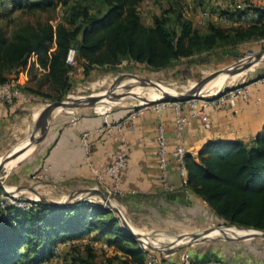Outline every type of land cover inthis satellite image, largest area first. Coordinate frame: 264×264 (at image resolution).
Masks as SVG:
<instances>
[{"label":"trees","instance_id":"obj_1","mask_svg":"<svg viewBox=\"0 0 264 264\" xmlns=\"http://www.w3.org/2000/svg\"><path fill=\"white\" fill-rule=\"evenodd\" d=\"M145 1L15 2L12 9L0 11V21L4 22L0 24V83L18 74L35 55L38 66L46 70L38 86L47 84L48 89L33 92L52 102L72 90L71 67L65 61L70 48L75 49L77 59L83 63L86 76L98 68L116 71L125 60L160 71L173 67L181 58L191 62L198 55L221 54L243 43L264 40V8L248 2L242 8L219 9L211 6L209 0H195L198 7L208 8L227 20L241 19L248 13L255 17L249 23L230 26L208 21L198 29L184 16L182 0L160 4L159 12L151 13L150 24L144 23L140 7ZM155 2L158 4L159 0ZM57 6L62 16L54 24L50 21L56 18L51 16L37 17L33 22L15 23L11 19L16 11L32 15L54 11ZM11 23L14 26L8 35L6 26ZM263 75L258 72L245 81ZM184 164L188 190L224 225L264 231V124L248 142L208 141L201 146L198 161L187 154ZM112 198L132 216L146 220L150 215L144 210L133 211L127 198ZM155 218L158 225L161 218ZM90 234L85 243L73 242ZM67 241L72 264H144L146 251L102 204L79 201L55 206L38 201L31 202L27 209L13 205L0 208V264L49 263L56 245ZM97 241L114 251L103 262L96 259Z\"/></svg>","mask_w":264,"mask_h":264},{"label":"crops","instance_id":"obj_2","mask_svg":"<svg viewBox=\"0 0 264 264\" xmlns=\"http://www.w3.org/2000/svg\"><path fill=\"white\" fill-rule=\"evenodd\" d=\"M187 1L193 8L202 9L195 5V0ZM245 2L254 7L264 8V0L258 2L257 0H216L215 2L209 0L211 6L219 9L242 8ZM254 19V15L248 13L243 19L229 20V25H220H239L249 23ZM208 21L218 23L214 17ZM252 43H258V41L241 45ZM32 63L34 64L31 67ZM45 72L46 70L36 63V56L32 55L26 67L15 75L21 86L25 88L22 89L20 98L9 104L0 101V162L16 146L15 143L20 138L31 135L42 111L51 103L33 92L47 91V84L38 86L37 83ZM93 73L95 72L93 71ZM86 78H94L92 72H89ZM250 90L248 101H237L234 111L231 113L213 106L206 107L205 112L210 122L209 129L203 127L201 117L192 115L188 101L181 102L182 113L189 117L182 132V143L187 153L195 161H198L201 146L208 141L231 139L248 142L261 130L264 124V85H252ZM256 96L260 97L259 101H256ZM132 106L134 105L111 111L107 114V119L110 123L121 121ZM195 106L198 108L199 104ZM104 118L105 115L96 114L88 108L80 109L79 119L74 125L70 123V114L67 112L54 115L45 136L34 150L20 158L11 167L12 186L8 187L26 186V189L31 188L37 192L34 196L38 195L58 202L76 201L84 198L89 202L92 200L101 201L103 198L99 196H88L89 191L99 190L105 194L106 189L111 188L113 183L110 179L105 178L96 188V171L100 170L103 165L112 162L118 152L125 150L129 154V159L117 180V192L114 193V196L127 198L126 202L129 201L133 211L142 212L144 210L150 213L151 218L155 216L161 218L163 221L159 220L160 224L184 230H198L205 225L206 219L209 222L218 219L203 201L194 196L188 188L181 186L175 160L171 157H169L166 180L173 188L166 190L161 182L156 143L157 131L162 125L167 149L169 152L172 151L178 142L175 134L173 105L166 106L159 114L148 109L126 124L120 131L111 130L104 135H92L89 137L91 150L87 158L85 146L80 139L81 134L101 126ZM29 146L26 148L28 149ZM44 167L47 168L45 173L48 179L41 181L42 178L39 177ZM177 191L186 193L187 203L166 196L168 193ZM141 198L151 200L146 202ZM130 199L132 200L130 201ZM90 236L91 234L73 242L85 243ZM164 236L169 237L168 235ZM263 239L251 237L214 240L194 247L189 252L193 258L194 255L201 257L206 250H210L218 256L219 261L225 264H264ZM57 245L61 246L62 244ZM183 250L185 249L166 253L163 256L168 262H174L178 260ZM154 252L161 254L157 251ZM109 253L113 254V249H110Z\"/></svg>","mask_w":264,"mask_h":264},{"label":"rangeland","instance_id":"obj_3","mask_svg":"<svg viewBox=\"0 0 264 264\" xmlns=\"http://www.w3.org/2000/svg\"><path fill=\"white\" fill-rule=\"evenodd\" d=\"M157 1V0H155ZM154 0H147L145 2H143V4L140 7V14H141V18L143 20L144 23L148 24L150 23V15L151 13H158L159 12V5H165L167 0H159V3L157 4ZM183 5H186L188 3L187 0H182ZM59 6H57V8L54 11H45V12H37L35 14H20L19 11H16L13 16H11V19H15V23L17 22H22V21H30L33 22L37 17L40 18H44L46 16H51L52 19L56 18L59 10H58ZM198 9L199 8H193L192 11L190 12V16H187V18L191 19L193 21V24L196 28L198 29H202L203 27H198L195 24V20L194 17L195 15H197L198 13ZM1 13V12H0ZM0 24L4 25V22L0 21ZM13 23L9 24L6 26V30H7V34H10V30L13 27ZM264 49L263 46V42L258 41V43H252V44H248V45H240L239 47H237L236 49H232L233 51L238 52L240 55H242L243 57H251L252 55H254L257 51ZM232 50H228V51H232ZM256 50V51H255ZM204 58L205 61L204 62H200V59ZM194 61L189 62L188 59H184L181 58L178 61H176L175 65L173 67L164 69V70H160V71H153L150 68L146 67L145 65L142 64H138V63H134L132 61H122L120 63V65L116 68V71H108L105 68H98L95 69L92 74L94 76V78H86V76L83 74L84 72L81 70H77V71H73L70 74V78H71V82H72V90L71 92L67 93L66 95H64V97H68L69 99L71 98H81L82 96L85 95H89V94H99L105 91H108L111 88V90H114L115 88H117V86L119 84H121L123 81L115 83V80L117 77L121 76V75H127V74H132V75H136L140 78H145L148 79L150 82H153L154 85L156 84H160L163 86H166L172 90H176V92H186L188 91L190 88H192L198 81H200L203 77L209 75L210 73H212L213 71L226 67L234 62L237 61V59L234 57L233 55H222L217 53H213L212 55H198L195 56ZM264 71V59L260 62H258L257 64H254L253 66H251L250 68L246 69L244 74L239 77L238 79L229 82L226 86H230L233 85L235 83H238L242 80H248L250 79L253 75H255L258 72H263ZM218 75L215 79H219ZM229 76V75H228ZM227 76V77H228ZM226 77V78H227ZM222 80H219L217 83V85H220ZM138 80H135L134 82L130 83V84H126L124 86H122L121 88L117 89L114 93L115 95L117 94V91L121 92L123 90L126 91H130L136 83H138ZM127 83V82H125ZM225 86V87H226ZM143 87H141V89L136 90L132 93H137L140 90H142ZM223 88H219L217 89L216 87L214 88H210L209 89H205L204 91H201L202 95H211L216 93L217 91H220ZM45 90V88H44ZM214 91V92H213ZM161 92L159 91H146L144 92V94H141L139 96H134L131 94H126L128 95L127 97H121L120 95L118 97L113 96V98H118L121 99V101H119L118 103H114L110 106V108H108L107 106H102L96 105V109L99 111H102L101 109H106L108 110V113H110L111 111L121 108V107H128L130 105H138V104H143L141 102L142 99H148V100H157L161 98ZM102 95V94H101ZM63 97V98H64ZM126 98V99H125ZM56 101V100H55ZM80 115V109L83 108H88L89 110L92 111L93 107H85V106H81V107H75ZM67 108H62L59 109L55 115H61L64 114L66 112ZM102 112H106V111H102ZM26 138L25 136H23L22 138H20L19 141H21L22 139ZM17 141L15 143V145H17V143L19 142ZM14 145V146H15ZM22 149V150H21ZM19 149V152L21 151H25L27 150V148H21ZM20 159V158H19ZM17 159L12 166L15 165V163H17V161L19 160ZM5 159H3L0 162V166H3V161ZM2 168V167H1ZM1 172V171H0ZM2 173V172H1ZM11 173H12V169L8 172V174L5 176H3L2 182L1 184L4 185V187L7 190H13V188H9L8 186H12L11 181H10V177H11ZM2 174L0 175L1 178ZM41 181H45L42 180ZM16 188V186H13ZM3 189V188H2ZM20 190V195L22 197H33L34 195H36V191H34L33 189H26L25 187H21L19 188ZM53 194V193H52ZM38 196V195H37ZM52 198L56 199V197L52 196ZM105 198H103L101 201H91V203H100L102 205L104 204ZM113 201L115 202V206L119 207L122 211V213L124 214L125 218H127V221H129L128 223L135 228V230H138V232L140 233V237H149L153 242L155 241V243L158 245V248H174L177 245L180 244H174V243H168L166 240L167 239H174L176 238L179 234L185 233V234H189V233H195V232H199L204 228H209V227H216V226H236V225H224L221 219H215L214 222H209L206 219V223H204L205 225L203 227H201L200 229H190V230H184L181 228H175V227H169L166 224H158L157 225V218H151V215H149V217L146 220H142L140 217H137L138 215L132 216L131 214H129V211H127L124 207L120 206L115 199H113ZM66 203H74L72 201H68ZM152 219V220H151ZM141 220V221H140ZM156 225V226H155ZM195 230V231H194ZM254 232V231H253ZM249 234V233H246ZM243 234V235H246ZM164 235H168L164 236ZM220 237H224V235L219 236L217 238ZM222 238H220L217 241H221L223 240ZM143 239V238H142ZM212 240H207L205 242H199V243H193L191 246H189L187 249H192L194 247H197L199 245H204L207 244L208 242L210 243ZM264 241V239H263ZM147 242V241H144ZM151 242V243H153ZM103 242H95L94 246L96 247V259L99 262H103L105 260L106 257L111 256L112 254L109 253V251H105L102 250L101 248V244ZM142 243V242H141ZM61 246L56 245L57 247V257H53L51 258V260L49 261L48 264H72L71 263V258H70V249H68V245H69V241L67 242H63L61 243ZM185 244V243H184ZM55 247V248H56ZM152 251V250H151ZM154 252V251H152ZM66 253V254H65ZM155 253V252H154Z\"/></svg>","mask_w":264,"mask_h":264},{"label":"built area","instance_id":"obj_4","mask_svg":"<svg viewBox=\"0 0 264 264\" xmlns=\"http://www.w3.org/2000/svg\"><path fill=\"white\" fill-rule=\"evenodd\" d=\"M37 0H0V11L12 9L15 2H32ZM216 1V0H212ZM259 0H257L258 2ZM193 7L189 3L186 5H183V14L187 18V16H190V12L192 11ZM59 12L56 16V19L53 21H50L51 24L56 23V20H58L62 16V11L60 10V7L58 8ZM214 17L215 20L223 25H229L230 21L227 20L225 17H222L212 11H210L208 8L205 9H199L197 15L194 17V22L198 27H204L206 25V22L208 19ZM243 19V18H242ZM261 42L264 43V40H261ZM66 63L71 67V70L69 74H71L73 71L81 70L84 71V65L82 62H80L76 57V51L74 48H70L67 52ZM252 85H264V75L261 77L256 78L253 81L250 82H243L240 81L238 83H235L228 87L227 89L223 90L221 89L219 93H214L211 95H203L202 97L188 100V103L192 109V115L193 116H199L201 117L203 127L206 129L210 128V122L208 119V116L205 112V108L209 106L217 107L219 109H223L224 111L231 113V111H234V107L237 104V101L246 102L249 99L250 96V87ZM23 86H21L19 80L15 76H11L7 81L0 83V101L5 104H9L13 102L14 100L20 98V93L22 92ZM256 101L260 100L259 96L255 97ZM181 102H156V103H143L132 106V108L129 110V112L125 115V117L118 122L110 123V121L107 119V112H101L96 109V105L93 106L92 110L96 114L105 115V118L103 120V124L99 126L98 128L91 130V131H85L81 134V142L85 146L86 149V157H89L90 153V145H89V137L92 135H104L110 132L111 130L120 131L126 124H128L130 121L135 119L137 116H139L144 111L151 109L154 110L157 114L160 113V111L165 108L168 105H173L174 109V125H175V134L177 138V144L174 147L172 151H168L167 145L165 142V133L163 126L160 125L157 131V153H158V168L160 171V178L161 182L166 190H170L173 188L171 184H168L166 180L167 171H168V165H169V157L173 158L175 160L176 168L178 171V174L180 176L181 186L187 188L186 184V171H185V164H184V158L188 154L183 143H182V132L184 129L185 124L188 122L189 117L182 113V109L180 106ZM196 104H199V107L196 108ZM66 112L70 114V123L76 124L77 120L79 119V112L76 108H67ZM129 159V154L127 151H120L116 154L115 158L112 162H110L107 165H103L100 170L96 171L95 179H96V188L99 186L105 178L110 179L113 183L112 187L109 189H106L105 194L108 197H111L114 195V193L117 192V180L120 176V173L122 169L127 165ZM47 171V168L44 167L43 171L41 172V175L39 178H42L46 181L48 179L47 174L45 173ZM3 188V189H2ZM0 187V208L4 209L7 205H13L16 207H20L23 209H27L31 206V202H38L39 196L33 197H22L20 195L19 188H13L14 192H9L5 189L4 185L3 187ZM18 192V193H17ZM121 211V209H120ZM121 214L123 218L125 219L124 214L121 211ZM131 226V225H130ZM132 227V226H131ZM136 233V232H135ZM141 233V232H140ZM140 233H136L138 236ZM140 237V236H139ZM141 241H138L141 248L146 251L144 264H197L193 261V258L189 255L187 252V249L181 251L179 258L177 261L174 262H168L165 260L163 254H157L152 252L148 247L142 238H140ZM142 242V243H141ZM102 250L109 251L110 249H113L112 247L108 246L106 243L101 244ZM57 247L53 250V257H57L58 255ZM39 264H48V261L40 262ZM205 264H225L222 261H209Z\"/></svg>","mask_w":264,"mask_h":264},{"label":"water","instance_id":"obj_5","mask_svg":"<svg viewBox=\"0 0 264 264\" xmlns=\"http://www.w3.org/2000/svg\"><path fill=\"white\" fill-rule=\"evenodd\" d=\"M222 55H233L237 59L236 62L217 69L215 71H213L212 73H210L209 75L203 77L200 81H198L192 88H190L188 91L186 92H176L174 94L168 93V92H162L161 94V98L157 99V100H148V99H142L141 102L142 103H156V102H185L191 99H196L199 97H202L203 95L201 94V90L203 89V87L209 83L211 80H213L214 78H216L218 75L220 74H226V75H231L234 70H236L239 67H243L244 70L250 68L251 66H253L254 64H257L258 62L263 60V56H264V49L256 52L254 55H252L251 57H243L242 55H240L238 52L236 51H222L221 52ZM129 78H135L139 81L140 86H142L143 88H149V87H156L153 82H150L148 79L145 78H140L136 75H132V74H127V75H121L119 77L116 78L115 83L121 82L123 80L129 79ZM253 81V80H252ZM113 87V86H112ZM108 91L99 93V94H89V95H85L82 96L85 98L84 101H78L76 100L77 98H72L69 99L68 97H64L60 100H56L53 101L51 103H49L44 110L42 111L37 125L34 129V131L31 133V135L27 136L26 138L22 139V141L24 140H28L29 143V147L32 148V151L34 150V148L38 145V143L43 139V137L45 136L50 122L52 120V118L54 117L55 113L62 108H75V107H81V106H85V107H93L96 104L100 103L101 100L108 98L110 96H115L118 97L119 95H115L112 93L111 88ZM228 87H224L223 90L227 89ZM220 91H218L217 93H219ZM102 94V95H101ZM123 98L127 97L128 95H122ZM126 99V98H125ZM15 149V147H13L5 156V160L3 161V166L15 159V157H17V155H15V153H13V150ZM22 150V149H21ZM3 166H0L3 167ZM0 187L2 188L3 185L0 184ZM96 195L99 196L101 198H105L107 200L106 204L103 205L104 207L108 208L109 210H111L113 212V214L118 218L119 222H120V226L126 230L129 234L133 235L135 237L136 240L141 241V237H139L132 229V227L129 225V223L126 221V219L123 218L120 208L115 206V202L113 201V198L108 197L106 194H104L103 192L99 191V190H94V191H89V195ZM167 197L174 199L176 201L182 202V203H187V195L185 192L183 191H177V192H172V193H168L166 195ZM39 201L43 202V203H47L50 205H64L67 204L66 202H58V201H53V200H48L46 198L40 197L39 196ZM79 201H86V199H79L76 201H72V202H79ZM100 204V203H99ZM226 226H216V227H209V228H204L199 232H195V233H182L179 234L176 237V243L179 241L184 240L185 238H188L187 242L184 244H180L177 245L174 248H161L159 249L158 247L154 246V245H147V247L152 250V251H157L161 254H166V253H170L173 251H177V250H182V249H186L189 246H191L193 243H199V242H205V241H209V240H219L220 238H207L205 236H207V234H209L213 229H221L224 228ZM231 227V226H228ZM237 228H241V229H252L254 231H257L258 233H256L255 235L249 236V237H239V236H225L222 238L223 240H230V239H242V238H251V237H260V238H264V231L261 230H257V229H253V228H248V227H241V226H235ZM144 238V237H143ZM193 261L197 264H203L209 261H218V256L216 254H214L213 252H211L210 250H206L203 255L201 257H198V255H194L193 256Z\"/></svg>","mask_w":264,"mask_h":264},{"label":"bare ground","instance_id":"obj_6","mask_svg":"<svg viewBox=\"0 0 264 264\" xmlns=\"http://www.w3.org/2000/svg\"><path fill=\"white\" fill-rule=\"evenodd\" d=\"M263 59H264V56H263ZM244 72H245V70L243 69V67H239L236 70H234V72L231 75H229V76L226 75V74H220L219 79H215L214 78L209 83H207L203 87V89L201 91H204L205 89H209V91H210V88L212 89L214 87H216L217 89L224 88L229 82H232V81L238 79L239 77H241L244 74ZM135 80H137V79H135V78H129V79L123 80V82L121 84H119L117 86V88H115L114 90H112V93L115 94L114 92L117 89L121 88L122 86H124L126 84H130V83L134 82ZM219 80H222V81H221L220 85H217L218 84L217 82ZM125 82H127V83H125ZM155 86L156 87L143 88L142 90H140L137 93H132V92H134L136 90L141 89L142 86H140V83L138 82V83L135 84V86L130 91H126V92H125V90H123L121 92L120 91L119 92L117 91V94L120 95L121 97H123L122 95H126V94H131V95H134V96H139L141 94H144V92H146V91H152V90L153 91H159L161 93L162 92H168V93H171V94H174L175 93L174 90H172V89H170V88H168L166 86H163V84L162 85L156 84ZM76 100H78V101H84L85 98L84 97H81V98H77ZM119 101H121V99L113 98V96H110L108 98H105V99L101 100V102L98 103V104H96V105L97 106H99V105L107 106L108 108H110V106L112 104L118 103ZM28 146H29V143H28V140L27 139L24 140V141H22V142H20V143H18L15 146V149L13 150V153H15V155H17V154L18 155H17V157H15V159L7 162L2 168H0V171L2 172V173L0 172V175L2 174V176L0 178V184L2 182L3 176L4 175L6 176L8 174V172L11 170L12 164L17 159L22 158V157L28 155L32 151V148L29 147L27 150L22 151V152L21 151L19 152V149H21L22 147L23 148H26ZM5 176H4V178H5ZM7 191L14 192V190H12V191L11 190H7ZM106 202H107V200L105 199L104 204ZM125 219L127 221V218H125ZM127 222H129V221H127ZM132 229H133L134 232L140 233V232H138V230H135L134 227H132ZM253 231L254 230H252V229H241V228H237V227L231 226V227H224V228H221V229H216L215 228L209 234H207V236H205V237H207V238H217V237L222 236V235L232 236V237H235V236L236 237L237 236H239V237H249V236H252V235H255L256 233H258L257 231H254V232ZM246 233H249V234H246ZM243 234H246V235H243ZM175 239L176 238H174V239H167L166 241L168 243H174V244H180V243L182 244V243H186L188 241L187 240L188 238H185V241L182 240V241H179V242L176 243V240ZM143 241H147L145 243L148 244V245H154V246L158 247V245L155 243V241L153 242L149 237H145L144 236ZM151 242H153V243H151Z\"/></svg>","mask_w":264,"mask_h":264}]
</instances>
